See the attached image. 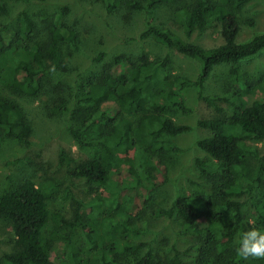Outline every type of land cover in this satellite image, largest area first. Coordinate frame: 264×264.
<instances>
[{
  "label": "trees",
  "instance_id": "obj_1",
  "mask_svg": "<svg viewBox=\"0 0 264 264\" xmlns=\"http://www.w3.org/2000/svg\"><path fill=\"white\" fill-rule=\"evenodd\" d=\"M98 1L110 12L122 6L143 10L146 27L139 38H151L197 60V76L191 80L170 74L166 71L167 57L155 60L144 53L116 54L110 65L92 72L77 88L84 112L69 133L78 146H98L99 151L69 173L102 188L103 193L84 201L66 188L61 198L72 206L68 216L50 208L58 192L50 179L38 183L25 179L4 190L0 194V221L11 229L12 247L1 252L0 264L3 260L12 264H123L119 254L139 248L123 239L122 234L131 230L123 205L140 192L147 197L158 185L159 176L165 175L163 152L175 146L160 135H177L189 129L168 117L167 112L189 110L177 90L191 85L219 115L198 120V126L208 129L210 135L196 143L208 157L195 160L200 172L219 186L216 195L209 198L178 197L165 214L174 217L180 233L190 238L195 255L191 264H264V259H244L236 254L240 232L264 228V154L257 147L264 139V74L259 88L253 87L242 68L243 60L264 50V31L255 32L245 42L237 41L238 13L245 0ZM160 5H175L172 22L187 37L216 26L222 43L202 46L182 38L168 25L155 24L153 9ZM6 12L7 2L0 0V14ZM43 18L39 23L21 11L12 23H0V140L5 136L23 142L30 136L32 126L20 100L49 94L47 76L53 70L62 71L63 44L74 47L77 36L62 11L51 16L43 12ZM223 64L229 66L228 82L238 89L232 98H224L234 107L230 117L220 116L222 108L214 96H203L205 81L216 66ZM47 108L59 113L66 104L61 99ZM130 149V159L120 158ZM63 157L67 158L66 154ZM117 168L121 171L115 172ZM252 191L258 192L250 196L253 222L243 215V202L238 199ZM223 211L230 212L232 227L217 218ZM77 228L82 246L75 236ZM58 243L65 252L63 261L54 254ZM129 264L184 263L178 251L166 259L149 248Z\"/></svg>",
  "mask_w": 264,
  "mask_h": 264
},
{
  "label": "rangeland",
  "instance_id": "obj_2",
  "mask_svg": "<svg viewBox=\"0 0 264 264\" xmlns=\"http://www.w3.org/2000/svg\"><path fill=\"white\" fill-rule=\"evenodd\" d=\"M5 1L7 12L0 14V23H12L21 11L29 14L37 22L43 23V12L51 16L62 11L65 21L72 25L74 36L76 35L77 38L74 39V47L67 43L62 46L64 55L62 71L53 70L48 74L47 78L51 84L49 94L41 98L20 100L32 126L30 136L23 142L1 137L0 194L4 190L14 188L25 179H31L35 183L50 179L58 188V192L50 202V208L70 216L72 206L68 200L61 198L66 188H70L84 201L103 193L102 188L92 186L69 173L76 164L96 157L99 151L98 146L93 148L78 146L69 133V128L79 123L81 112H84L78 102L81 93L76 95L78 86L85 82L92 72L110 65L116 54L137 56L144 53L155 60L167 57L168 73L183 75L191 80L197 76L199 63L151 38L140 39L139 34L146 27V15L143 10H132L122 6L110 12L98 0ZM174 6L155 7L152 13L153 22L170 26L182 38L195 44L213 46L222 43L216 26L203 32L194 31L187 37L182 29L172 22ZM238 17L240 31L237 41L245 42L255 32L264 31V0H245L239 9ZM250 19L253 20L252 24L248 23ZM99 55H101L100 60L96 59ZM242 68L252 86L259 88L261 75L264 74V50L243 60ZM228 69L229 66L226 64L216 66L203 88V96H214L215 103L222 108L221 117H230L234 113V107L224 98H232L234 91H238L228 82ZM177 91L189 110L169 111L167 116L176 123L186 124L189 129L177 135L165 133L160 135V139L167 140L175 146L174 150L163 152L165 175L159 176L158 185L152 188L147 197L145 193L140 192L136 197L127 199L123 205L131 226V230L122 234L123 239L132 246H139L135 251L119 254L118 260L123 264L131 263L136 255L149 248L166 259H171L178 251L183 263L191 264L195 255L190 238L180 233L174 217L170 218L165 211L172 208L178 197L215 196L219 186L215 180L204 176L195 163L196 158L208 157L196 143L199 139L210 135V131L198 126L197 122L199 119L219 115L202 98H199L196 86H185ZM61 99L65 102L66 109L63 112L51 113L47 107L53 103L57 105ZM257 147L259 153L264 154V139L257 144ZM132 151L133 149H130L127 154L120 155V158L130 159ZM63 154H66L67 158H64ZM115 170V172L121 171L119 168ZM261 190L264 193V187ZM257 194L258 192L252 191L238 198L243 202V215L246 218L250 217L251 222L254 219L250 196ZM159 211L162 213L160 214ZM217 218L228 227L233 226L229 211L217 214ZM10 236L12 237L11 229L0 221V254L11 249ZM75 236L78 245L82 246L79 228L76 229ZM54 254L59 261L65 259L62 244H56ZM2 264L12 263L3 260Z\"/></svg>",
  "mask_w": 264,
  "mask_h": 264
},
{
  "label": "clouds",
  "instance_id": "obj_3",
  "mask_svg": "<svg viewBox=\"0 0 264 264\" xmlns=\"http://www.w3.org/2000/svg\"><path fill=\"white\" fill-rule=\"evenodd\" d=\"M236 254L247 259H264V228H250L238 234Z\"/></svg>",
  "mask_w": 264,
  "mask_h": 264
}]
</instances>
